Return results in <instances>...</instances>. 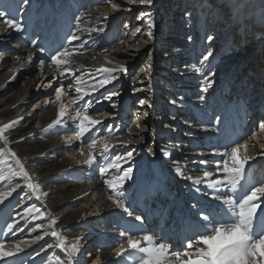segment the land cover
<instances>
[{"label": "bare ground", "instance_id": "6f19581e", "mask_svg": "<svg viewBox=\"0 0 264 264\" xmlns=\"http://www.w3.org/2000/svg\"><path fill=\"white\" fill-rule=\"evenodd\" d=\"M55 2L57 4L52 5L50 0H29L25 7L22 0H0V9H7L24 26L22 32H16L0 18V43L21 33L29 46L27 51L11 54L14 56L0 49V72L10 69L8 75L0 74V129H4L0 133V177L3 178L0 194L4 195L0 203V242L5 245L3 252L13 253L11 257L0 256V264L6 260L10 264H21L15 257L25 253L31 255L24 257L23 264H63L64 251L55 247L49 249L48 243H41L50 237L49 243L55 245L57 238L51 237L52 230L69 246L82 236L77 258L84 249L92 248L91 262L95 256H101L102 262L97 264H140L141 259L150 258L149 254L134 249H128L121 257L115 256L121 243L127 248L129 235L141 239L140 247L150 246L142 239L145 235L153 237V245L166 244L169 262L180 252L181 262L200 264L201 258L195 254L197 245L188 248L186 244L179 248L175 241L185 237L190 240L204 231L202 212L212 213L214 223L230 219L221 211L227 206L215 199L220 193L207 187L210 181L203 176V171H213L212 179L223 178L214 171L215 161L224 159L216 155V151L222 152L236 142L243 143L234 128L235 133L231 130L233 105L237 107L239 103L233 100L235 90L240 92L239 87L235 88L237 84L247 86L243 97L242 93L239 95L242 98L239 107L243 108L249 122L246 125L251 137L248 152L244 154L242 148L237 159L245 156L251 159L238 179L236 193L258 186L259 174L253 176L257 170L264 180V131L259 130L260 124H254L264 122V0H152L151 5L129 3V0ZM141 13H149L154 24L152 39L147 44L149 17H141ZM121 23L119 35L117 30ZM138 27L140 32H135ZM93 28L97 31L92 32ZM72 33L79 35L80 40L69 42ZM83 40L88 43L77 51ZM48 43L58 47L52 49ZM65 47L71 49V54L64 57L59 66L51 64V56ZM41 48L44 51H40ZM209 50L213 55L209 61H204ZM251 55L256 59H251ZM35 58L38 59L36 66L32 65ZM41 60H44L42 67ZM146 64H151V68L141 71ZM243 64H246L245 71L240 70ZM119 66L127 69L126 73H114L119 79L85 96L84 100L72 103L76 91L75 86L67 87L73 83V77L67 76L69 71L84 81L81 89L87 92L93 79L100 78L101 68ZM28 68L35 72L27 81H19L18 72ZM64 69H67V79L60 75ZM213 71L214 83L208 93H202L204 77ZM228 78L234 81L228 83ZM61 81L65 95L57 101L54 90ZM21 83L24 87L19 89ZM108 89L121 93L112 97L115 107L106 100L85 104ZM201 95L205 96L204 101L199 99ZM222 97H231L233 102L230 100L229 104L228 100L225 104ZM140 100L145 103L141 105ZM31 102H35L33 110L39 108L40 113L28 110ZM61 104L65 106L61 124L48 129ZM81 108H86L82 115L101 120V124L90 128L83 137L77 135L78 122L71 119ZM145 111L148 116L144 115ZM33 122L35 128L30 127ZM137 123L143 131L136 128ZM5 125L10 127L5 128ZM254 131L257 134L253 137ZM140 135L143 141L139 140ZM93 138L98 143L90 149L88 144ZM129 139L133 143L125 147L124 142ZM104 143L110 147L109 152L102 155ZM132 149L135 151L129 163H122L119 171L108 168L101 175L100 168L107 167L115 155H125ZM89 154L94 157L91 165L86 162ZM17 160L24 165L27 177L20 172ZM199 160L213 163H193ZM129 166L134 171L132 180L125 183L127 198H121V203L129 207L131 217L112 204L109 196H115L104 184L105 179L116 180ZM177 168L182 174L177 173ZM184 175L204 181L199 186L202 191H194ZM29 183L35 191L27 187ZM9 192L11 194L7 195ZM111 210L116 211L115 215ZM260 210H264V204ZM118 214L120 216L115 218ZM135 215H141L142 221H136ZM263 217H260L261 226H264ZM9 223L11 230L7 227ZM40 224L44 227L30 231ZM21 227L23 231L19 230ZM95 231L109 232L110 238L104 240L95 236L93 241ZM121 232L125 235L121 236ZM36 235H44V239L32 243ZM111 245L114 251L109 252ZM17 246L21 252L16 251ZM186 251L193 253L191 259L183 255ZM257 254L264 256V248H258Z\"/></svg>", "mask_w": 264, "mask_h": 264}, {"label": "snow or ice", "instance_id": "6c2138e0", "mask_svg": "<svg viewBox=\"0 0 264 264\" xmlns=\"http://www.w3.org/2000/svg\"><path fill=\"white\" fill-rule=\"evenodd\" d=\"M140 3L151 5L152 0H129V3ZM29 3V0H22V4L26 7ZM115 8L116 5L114 4ZM141 17H149L147 20V36L148 40L145 41V44L151 41L152 39V29L154 28V24L150 19L149 13H141ZM0 18L3 20V24L8 28L14 29L16 32L23 31V24L17 20L7 9H0ZM107 20V17H105ZM102 30V29H101ZM79 31V29H78ZM92 32H96L97 29L93 28ZM135 32H140V28H136ZM135 35V33H133ZM69 42L80 40V36L76 33H72L68 38ZM211 39V37H209ZM87 40L81 41V44L76 48L79 51L80 48H83L85 44H87ZM123 44L124 41H121ZM136 43H139L137 41ZM40 51H44L43 48L39 49ZM116 49H113L115 51ZM107 51V49H105ZM71 54V49L65 47L62 51H57L55 55L51 56V64L59 66L61 61L67 55ZM31 55V54H30ZM149 58H151V52H149ZM213 55L212 51L209 50L207 55L203 57L204 61H209V57ZM41 67L44 65V60L40 61ZM151 68V64H146L141 71L147 70ZM64 69L61 71L60 75L64 79H67V76L73 77V83L67 85V87L71 88L75 86L76 98L72 100V103H77L78 100H84L85 96H90L92 92L98 91L99 89L105 88L107 84H111L113 80L119 79L118 75H114V73H126L127 69L123 66H119L118 68H101L99 71L101 73L100 78L98 80L93 79V81L88 85L89 91L82 92L81 85H84V81L79 77H75L73 72H68L67 76H65ZM212 76H215V72H211L209 76H205L202 82L200 91L202 93H208L209 89L212 87L214 81L211 79ZM55 79V78H54ZM143 81H141L142 83ZM51 84V81H49ZM139 89H134V91H138ZM55 98L57 101L61 99L63 95H65V85L63 81H61L60 86L56 87L54 90ZM120 92L118 90L109 89L106 93H101L98 97H93L92 101H85V104L95 102L100 103L102 101H111L112 107H115L116 104L112 101L113 96H120ZM201 101L205 100V96L201 95L199 97ZM47 103V101H45ZM139 103L143 105L145 103L144 100H140ZM151 108L152 105L149 104ZM82 112H86V108H81V110L76 111L75 116L71 117L72 120L77 121L76 128L78 129L77 135L83 137L86 132L90 130V128L95 125L101 124V120L99 119H91L87 114L82 115ZM148 112L145 111L144 115L148 116ZM65 115V106L63 104L60 105L59 113L55 120L47 125L48 129H52L54 126L60 125L63 117ZM219 121V118H217ZM15 123V122H13ZM5 128L10 127V125H5ZM111 125L108 126L109 131L111 132ZM119 126H117V129ZM136 128L143 131L142 126L137 123ZM259 130L264 131V122L260 123ZM4 129H0V133H2ZM129 134L132 133V129H128ZM122 134V133H121ZM257 133L253 132V137ZM144 137L142 135L139 136V140L143 141ZM4 143L7 144V139L4 140ZM98 140L93 138L91 143L88 144L90 149H94L97 146ZM133 141L131 139L124 142V146L126 147L128 144H132ZM109 144H103V153L109 152ZM248 143L245 141L243 144L236 142L232 146H226L224 151H216V155L224 157L223 160L215 161L216 168L214 171L221 173L223 178L212 179L213 171L204 170L203 176L207 178L210 182L207 184L209 189H213L216 192L220 193L215 196L217 201H220L222 205L227 206V208L221 209L225 215H229L230 219L228 221L218 220L215 223L213 222V215L210 212H202L201 218L205 222L202 224L204 231L196 234L192 239L187 241L188 248H192L193 245H197L196 255H198L201 260L200 264H264V256H258L257 249L264 248V226H261L260 217L264 216V210L261 209V204H264V200H261V197H264V184L260 186H253L247 191L241 192L239 194L236 193V186L240 175L245 170V165L248 164L249 157L245 156L243 159L238 160L237 155L241 152V149H247ZM83 153V148L80 149ZM135 149L129 150L125 155H115L114 158L109 162L107 167L100 168L101 175L105 174L108 168H116L118 171L120 170L122 163H129L133 158V152ZM154 155V154H153ZM167 153L165 156L167 157ZM15 156V153H13ZM94 157L89 154V158L86 161L89 165L93 164ZM20 165V172L27 177V173L24 172V165L17 160L16 161ZM193 163H198L201 165H207L213 163L212 161H193ZM133 167L129 166L121 172L116 180L105 179L104 184L112 190L113 196H109V199L112 200V204L115 205L116 208L122 209L128 216H132L133 213L129 210V207L125 204L121 203V198H127V189H125V183L127 181L132 180ZM178 174H182L179 168L176 169ZM184 179L191 182L193 186V190L196 192H201L202 189L199 187L204 183L199 177L193 179L190 175H184ZM0 179H3L0 177ZM28 188L33 189V185L29 183L27 185ZM131 187V185H129ZM221 189H227L228 191L221 192ZM15 188H13V191ZM122 190V191H121ZM35 191V189H33ZM11 193H7L10 195ZM25 195H28L26 192ZM46 195V193H45ZM31 197H29L30 199ZM4 195L0 194V203L3 202ZM22 201L23 197H19ZM36 199L39 200V195L36 196ZM258 210L259 214H258ZM36 211L39 212L37 208ZM41 216L44 215L43 212L40 213ZM234 217L235 219H232ZM24 219V217H21ZM33 219H37V217L33 216ZM136 221H142L141 215H135ZM52 224H55V221H52ZM9 230L12 229V224L9 223L7 225ZM43 228L44 225H36L30 231H35V228ZM210 228V230H209ZM23 231V227L19 229ZM45 233L44 235H47ZM44 235H36L32 241L35 243L44 239ZM51 237H55L56 242L55 245L53 243H48L46 245L47 248H59L66 253V259L63 260V264H79L78 259H74L77 253H80L81 249L79 245L83 241L82 236H78L76 238L75 243L69 246L64 242V239L59 236V233L55 230H52L50 233ZM121 236H124L125 233L121 232ZM143 241L146 242L149 247H140L141 239L132 235H129L127 238V248L123 243L119 245V247L115 251L116 257H121L128 249L139 250L142 253L149 254L150 258L141 259L140 264H188V261L181 262V253L176 252L174 261L169 262L166 259V253L168 251L166 244L160 243L158 245H153V237L151 235L143 236ZM21 243H25V241H21ZM4 243L0 242V256H13V253L8 252L5 253L2 250L4 249ZM17 252H21L22 249L17 246ZM39 255V250L36 253ZM31 254L25 253L24 256H16L15 259L19 260L21 264H23L24 257L30 256ZM183 255L189 257L191 259L193 253L184 252ZM101 261V256L97 255L94 258L92 264H97V262ZM4 264H10L9 261H5Z\"/></svg>", "mask_w": 264, "mask_h": 264}, {"label": "rangeland", "instance_id": "374dc122", "mask_svg": "<svg viewBox=\"0 0 264 264\" xmlns=\"http://www.w3.org/2000/svg\"><path fill=\"white\" fill-rule=\"evenodd\" d=\"M50 4H52V5H55V4H57L56 2H55V0H50ZM50 10H52V12H54L55 10H53V9H50ZM51 12V13H52ZM124 23V22H123ZM123 23H121V25H120V27L118 28V32H117V34H119V35H121V32H122V25H123ZM206 43H208V40L206 39ZM50 43H48L47 44V46H50L49 45ZM55 47H58L57 46V44L55 45V46H52L51 45V48L52 49H55ZM0 49L2 50V51H4V52H6V53H8V54H10V56H14V55H11V54H14V53H22V52H24V51H27L28 49H29V46H28V42H27V39H26V37L23 35V34H21V33H16V34H14V35H12V36H10L8 39H6V40H4V41H2L1 43H0ZM48 49V48H47ZM45 54V53H44ZM255 55V54H254ZM252 56L251 55V59H256L255 58V56ZM262 58H264L263 57V55H262ZM39 59H41V57H39ZM249 60V59H248ZM38 64V59L37 58H35L34 59V61L32 62V65H37ZM246 66V64H243L241 67L242 68H240V70H244L245 71V67ZM230 71H233V69H231ZM10 72V69L9 68H6V69H4V70H2L1 72H0V74H5V75H8V73ZM35 72V69H31V68H28V69H24V70H21L20 72H18V77H17V79L19 80V81H22V80H24V81H27L30 77H31V75L33 74ZM228 75H229V73H228ZM246 75H249V72H248V74L246 73ZM243 78V77H242ZM233 81H234V79H232ZM232 80H231V78H228V83H231L232 82ZM236 87V89L239 87V89H240V92H239V90H235V92H234V94L235 93H237L235 96H234V99L233 100H235V101H237V100H239V103H238V105L236 104V106L237 107H235V105H233V111H232V131H233V133H235L234 132V130L237 132V134L239 135V136H241V139L243 140V143L245 142V141H247V143H249L248 141L250 140V135H249V128H248V125H246L247 123H249V122H247L246 121V119H245V116H244V114H243V108H240L239 106L240 105H242V102H241V100H242V98L241 97H239V95L242 93V97H243V89H246L247 88V86L246 85H240V84H237V85H235ZM24 87V84L23 83H21V85H20V87H19V89H22ZM18 88V87H17ZM15 89V90H18V89ZM38 88V84H36V85H34V89L36 90ZM226 95H227V93H228V85H227V87H226ZM242 90V91H241ZM43 91V90H42ZM46 91V90H45ZM45 91H43V93L45 92ZM108 91H109V89H108ZM107 91V92H108ZM227 99V100H226ZM224 98V97H222V100H224V103L226 102L227 103V101L229 102V104H230V100H232L231 99V97L228 99V98ZM233 100H232V102H233ZM225 103V104H226ZM34 104H35V102H31L29 105H28V110L29 111H31V110H33L34 109ZM33 111H35V112H38V113H40V109L38 108V109H35V110H33ZM256 126H257V124L259 125L260 123L258 122V121H256L255 123H254ZM30 127H36V123L35 122H33V123H31V125H30ZM233 128H234V130H233ZM239 128H242V131H240V129ZM38 130H41V128L40 129H38ZM242 143V144H243ZM248 152V150H246V149H244L243 150V153L245 154V153H247ZM254 161H255V159H254ZM260 171L259 170H257V172H255L254 173V178H255V176H257V174H259L258 176H259V183H258V186L259 185H261V184H264V180H263V178L261 179L260 178V176H262V173L260 174L259 173ZM255 180V179H254ZM257 181H258V179H257ZM255 181H254V185H255ZM10 209H13V207L12 206H10ZM113 213V214H112ZM114 213H116V211L114 212V210H111V214L112 215H115ZM120 215L118 214V216H115V218L116 217H119ZM114 217L112 216V218H110V220H112ZM262 223H264V217H263V220H262ZM110 233L108 232L107 234H99V233H97V231H95V233H94V236L92 237V240L93 241H95V236H100V237H102L104 240L106 239V238H110V237H108V235H109ZM50 242V237H48V238H46V240H44V241H42L41 243H49ZM114 246L113 245H111L110 246V248L108 249V251L109 252H111V251H114V248H113ZM92 248H86V249H84L83 250V254L80 256V258L78 257L77 258V255H76V258L75 259H78V260H81V262H82V264H92V262H91V255H90V250H91ZM102 262V261H101Z\"/></svg>", "mask_w": 264, "mask_h": 264}]
</instances>
